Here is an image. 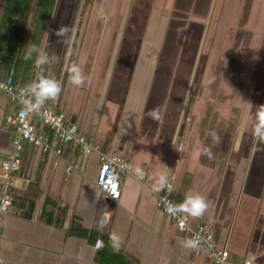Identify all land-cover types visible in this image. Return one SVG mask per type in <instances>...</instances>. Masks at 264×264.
<instances>
[{"label":"crops","instance_id":"1","mask_svg":"<svg viewBox=\"0 0 264 264\" xmlns=\"http://www.w3.org/2000/svg\"><path fill=\"white\" fill-rule=\"evenodd\" d=\"M41 1L0 0V77L11 67L15 86L29 84L41 69L35 67V54L25 60L26 52L33 44L45 50L51 62L43 67L44 75L62 82L58 98L47 103L64 110L69 120L102 147L120 151L130 167L119 176L118 196L105 197L94 183L98 164L95 151L87 154L74 142L61 141L62 156L78 161V166L64 176L63 157L52 164L50 153L41 159L39 148L25 142L19 151L15 182L8 187L10 202L2 214L0 261L214 264L205 252L179 243L180 239H188L187 234L155 204L153 188L164 174L175 141L181 140L175 130H165L158 119L160 110L153 102L151 84L161 64L156 60L160 49L153 52L154 46L147 45L141 28L140 41L132 56H127L132 44L123 40L121 34L127 16L102 7L104 0H90L91 8L70 5L55 19L51 8H41ZM152 1H162V6L156 3L150 11H161L171 2ZM206 16L208 21L210 13ZM113 17L118 18L117 25H113ZM164 17L163 12L158 14L150 27L157 45L164 31ZM146 48L152 59L141 57ZM72 64L82 68L86 77L81 87L70 82L67 69ZM16 105L17 100L0 88V158L10 147L12 133L4 115L13 112ZM39 126L50 133L44 124ZM187 153L182 142L173 177L177 204L183 202L186 194L204 197L207 189L208 181L190 172L180 181L178 175L187 166ZM138 167L145 172L143 179L135 174ZM4 175L0 165V182ZM250 185L243 211L230 232L231 208L222 211L219 202L215 208L208 206L199 219L211 226L219 241L225 242L228 257L264 263V211H260V205L264 206V184L261 191ZM230 187L232 192L233 185ZM227 197L226 205L230 198Z\"/></svg>","mask_w":264,"mask_h":264},{"label":"rangeland","instance_id":"2","mask_svg":"<svg viewBox=\"0 0 264 264\" xmlns=\"http://www.w3.org/2000/svg\"><path fill=\"white\" fill-rule=\"evenodd\" d=\"M156 3L162 6V1L104 0L102 7L127 16L121 33L132 44L127 56L135 51L141 28L153 52L160 49L156 60L162 65L151 84L153 102L160 110V123L166 131H176L188 152L187 166L178 176L181 181L190 172L208 181L204 194L208 206L215 208L219 202L222 211L231 208L230 232L243 211L250 184L256 191L264 184V143L258 144L253 135L264 106V0H171L161 10L165 17L159 45L150 31L162 13L150 11ZM70 5L84 9L93 7V2L41 1L42 9L51 8L53 19ZM117 19L112 18L113 25ZM141 57L153 55L146 48ZM210 129L221 137L211 159L200 155L202 146L211 143ZM259 203L260 199L256 208ZM260 207L263 213V204Z\"/></svg>","mask_w":264,"mask_h":264},{"label":"built area","instance_id":"3","mask_svg":"<svg viewBox=\"0 0 264 264\" xmlns=\"http://www.w3.org/2000/svg\"><path fill=\"white\" fill-rule=\"evenodd\" d=\"M26 85L28 84H20L18 86L13 84L11 67L3 77H0V88L5 90L11 98L17 100L15 110L6 112L4 115L6 121L12 126V133L10 136V147L0 158V165L5 170L4 178L0 182V229L2 214L7 208L11 197L8 187L15 182V170L20 164L19 151L25 142H29L39 148V158L41 159L47 153H50L52 164L56 163L59 157H63L61 141L74 142L87 154L95 151L98 155V164L94 183L105 197L115 198L118 196L119 176L127 172L130 167L128 159L120 151L102 147L95 138L83 133L74 121L69 120L64 110L55 107L53 104L46 102L42 109L29 108V112H25L23 110L25 100L23 93L27 91ZM40 123L44 124L50 130V133L40 127ZM181 149L182 141L176 140L164 171V174L167 175L168 183L172 187V193L169 194L166 189H161L158 193L154 192L155 204L164 212L166 210L165 204L161 201L162 198L167 197L168 200L176 203L173 195L174 165L179 159ZM63 159V175L67 176L78 166V161L67 157H63ZM170 217L176 227L187 234L188 239L199 235L201 238L200 245L193 250L205 252L214 264H264L252 262L246 258L228 257L226 255L225 242L218 240L211 226L205 221L199 218L186 217L183 213Z\"/></svg>","mask_w":264,"mask_h":264},{"label":"clouds","instance_id":"4","mask_svg":"<svg viewBox=\"0 0 264 264\" xmlns=\"http://www.w3.org/2000/svg\"><path fill=\"white\" fill-rule=\"evenodd\" d=\"M35 54V67L41 69L38 72L36 78L26 85V92L23 93L24 100V111L29 112V108H40L42 109L47 101H55L62 91V82L52 78L47 77L43 73V67L51 62V57L49 54L38 47L37 45H31L25 55V60H31ZM70 73V82L76 86L81 87L85 83L86 77L83 74L82 68L76 64H72L67 69ZM31 97V99H29ZM252 106L249 105V108ZM259 120L253 128V135L259 143H264V106H260ZM208 137L211 143L208 145H203L200 150V155H204L211 159L213 157V147L219 145L221 142V137L217 130L210 129L208 132ZM257 150H260L259 148ZM135 174L139 179H143L145 172L142 168H136ZM161 189H166L169 194L172 193V187L168 183L167 175L161 174L156 185L153 188L155 193H158ZM165 204V210L169 216H176L179 213L185 214L186 217L200 218L204 215L208 209V203L205 197L199 194H186L183 202L176 204L173 201L167 199V197L161 200ZM201 238L199 235L193 236L189 239H180L179 243L188 249H197L200 245ZM2 264V261H0Z\"/></svg>","mask_w":264,"mask_h":264}]
</instances>
